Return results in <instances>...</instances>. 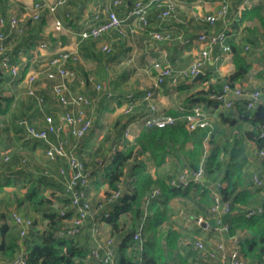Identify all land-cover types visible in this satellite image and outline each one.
<instances>
[{
    "label": "crops",
    "instance_id": "obj_1",
    "mask_svg": "<svg viewBox=\"0 0 264 264\" xmlns=\"http://www.w3.org/2000/svg\"><path fill=\"white\" fill-rule=\"evenodd\" d=\"M42 1L49 2L51 0ZM32 2L33 0H0V15L8 17L11 14H16L21 18L20 22L25 25V30L20 35L11 32L7 38V43L14 50L17 48L24 49L26 68H37L42 59L51 56L58 48L73 49L79 56L78 61L75 63L79 75L91 73L96 80L102 81L106 88L114 92L113 98L107 99L102 94L97 93L91 84L86 85L84 88L85 92L94 98L93 106L89 109L93 116L92 128L75 146V152L85 162V165L88 161H86L87 159L83 154L88 153L93 145L92 140L96 135L94 126L101 123L96 116H99L101 110L107 109L106 102L109 100H114V111H119L117 119L123 127L120 136L111 142L105 156L97 157L94 159L95 161L92 160L94 162L93 166H87L92 172L98 171L99 165L96 162L105 161L104 163H106L110 160L114 152L113 146H117V149L122 148L127 141H132L143 126V118L149 113V108L147 101L142 99V95L146 89L153 86L157 72L155 63L171 65L174 68L182 67L195 58L200 48V44L196 40L189 44H181L176 41H158L151 36L152 32L156 30H168L173 33L182 32L186 35L195 36L197 32L209 28L211 30L226 29L229 42L233 41L239 45L249 44L245 56L251 64L252 70L242 79L241 85L244 88L247 85L264 87V78L255 76V73L264 64V41H260L262 37L264 39L262 23L258 20L239 22L241 11L257 2V0H234L231 3L229 14L218 19L213 26L205 21L204 16L219 8V0H178L174 16L167 20L158 21L155 18L156 10L153 7L147 13L149 25L146 27L139 24L133 17H129L121 26L122 33L112 29L95 39L83 40L80 39L79 32L93 23L92 18L95 13L105 17L104 7L110 0H69L67 4L59 7L54 14L45 12L37 22L30 20ZM131 7L132 0H125L123 7L118 9V13L123 17ZM66 12L71 13V18L65 16ZM55 17H59L63 22V28L59 31H54L53 28ZM41 41L48 42V49L37 50V44ZM103 43L111 45L112 51L110 53L101 50ZM232 58L233 51L231 48V53L221 60H210L204 67L202 75L207 79L203 82H195L194 77L179 80L176 84L163 82L155 90L153 97L159 111L164 114H167L170 110L176 111L186 104L187 97L196 90L206 88L208 84L213 83L216 79L222 81L232 71ZM3 74L10 78V83L13 82L14 79L8 74ZM12 85L13 83L8 85L10 89ZM50 88L49 81L39 80L38 90L48 99L45 107L46 112L58 109L56 101L51 96ZM73 88L77 89V85H73ZM245 89L251 90L252 88L247 87ZM130 92L135 94L136 104L132 116L127 117L122 112V104L124 96ZM18 94L12 90L8 100L0 101V113L8 108L13 109L19 106ZM29 100L31 103L22 109L25 115L20 117L28 118V120L41 125L43 112L32 98H29ZM194 103H191V105ZM200 104L203 106L204 114L209 121L217 119L219 112L227 109L220 105H207L205 102ZM235 109L236 106L229 108L228 112L233 113L234 117L240 122V115H236ZM125 128L130 129V134L127 136L124 134ZM22 132L23 126L18 124L17 121L10 124L6 119L0 120V153L3 154L5 151L4 157L5 155L9 157L7 160L2 157L3 159L1 158L0 161V224L3 222L15 224L10 217V213L12 210H17L25 216L32 217V219L41 220V225L38 224L41 228L46 224L42 212H25L24 196L27 188L31 184L36 186L44 196L51 199L52 206L55 208L63 207V203L59 200V198L65 197L63 176L59 174V168L66 164L62 158L49 159L45 154L46 143L43 140L25 141L22 138ZM245 145L251 154L256 155L247 165V170L251 171V176L252 172H258L264 178V172L260 164L262 158L258 156L255 144L248 140ZM142 157L154 176L158 175L166 179L175 178L179 180L182 166L175 161L174 157L167 155L165 161L158 167L154 165L147 153H144ZM22 158L25 160L24 163L21 162ZM255 163L257 164L254 165ZM6 182H9V184H6ZM181 184L182 187L187 185L186 182ZM106 189V184L96 187L91 177L87 187V197L94 204L105 195ZM248 189L254 191L256 186L252 183ZM260 194L264 195V192L260 191ZM19 202L22 203L19 204ZM167 205L175 213L170 218V222L163 223V229L166 230L171 227L181 235L178 242V252L182 257V261L175 258L173 263L204 264L205 259L199 250L195 248L194 240L201 237L212 246L221 237L226 239L225 234L215 230L212 224L206 227L205 225L196 224L193 218L186 213V210L191 206L189 199L173 198ZM46 207L48 206L44 208ZM92 221L91 218H88L81 233L76 236L78 243L88 250L94 241L90 231ZM96 223L100 226L101 237L113 236L115 239L116 236L110 233V228L105 220L97 219ZM242 232L244 233V240L250 237L247 230Z\"/></svg>",
    "mask_w": 264,
    "mask_h": 264
},
{
    "label": "trees",
    "instance_id": "obj_2",
    "mask_svg": "<svg viewBox=\"0 0 264 264\" xmlns=\"http://www.w3.org/2000/svg\"><path fill=\"white\" fill-rule=\"evenodd\" d=\"M249 20L264 24V0H257L241 11L239 22ZM230 45L233 51L232 71L226 78L222 81L216 79L206 88L196 90L187 97L182 109L170 110L167 114L176 117L173 123L143 124L132 141L114 150L109 161L96 162L98 171L91 172L96 187L106 184L105 193L108 194L121 186V194L112 202L109 215L104 218L110 233L116 236V264H175V258L182 261L178 252L180 233L171 227L164 230L162 226L164 222H170L175 213L167 204L173 198L189 199L191 206L186 210L187 215L192 218L203 215L215 226L216 219L209 207L213 202L212 190L218 182L223 184L218 188L222 198L231 203V210L220 218V224L228 226L226 239L238 231L247 230L250 237L240 244L241 256L247 258L248 264H264V195L260 194V191L264 192V184L254 191L248 189L252 180L251 171L246 167L256 155L251 154L245 145L249 140L257 151L264 147V137L260 136L264 130V104L249 110L244 103L237 102L235 113L240 115V122L228 112L229 108L220 111L217 119L194 129H188L183 118L194 104L219 105L209 99L208 94L220 89L225 79L232 84H242V79L252 70L245 56L244 44L230 41ZM2 74L0 69V80ZM255 76L264 78V64ZM206 79L202 75L195 82ZM253 89L264 91L261 86ZM144 153L156 167L165 161L167 155L189 171L202 165L204 182L195 183L189 179L182 187L179 178L180 182L173 178L176 184H171V178L154 176L142 157ZM260 164L264 172V158ZM154 188L159 189V194L147 198ZM59 200L63 207L68 204L64 196ZM24 204L26 213L41 211L46 224L40 228L41 220L33 219L24 236L19 234L15 224H0V264H10L19 254L24 264H85L89 250L80 245L76 237L56 234L63 218L71 216L70 211L60 215L62 206H52L51 199L32 184L27 188ZM258 204L261 211L247 216L246 208ZM136 232H139L137 239L133 236ZM203 263L211 264L206 260Z\"/></svg>",
    "mask_w": 264,
    "mask_h": 264
},
{
    "label": "built area",
    "instance_id": "obj_3",
    "mask_svg": "<svg viewBox=\"0 0 264 264\" xmlns=\"http://www.w3.org/2000/svg\"><path fill=\"white\" fill-rule=\"evenodd\" d=\"M69 0H51L45 2L42 0H33L30 6V20L39 21L43 14H54L57 9ZM234 0H219V8L211 13L205 14L204 19L213 26L215 22L226 17ZM178 0H132V7L125 16H120L118 9L123 7L125 0H110L104 7V15L95 13L92 24L79 32V37L83 39H95L101 34L116 29L122 33L121 26L129 18L133 17L139 24L146 27L149 25L147 13L151 8H155V18L158 21H164L174 16ZM65 16L71 18V13L66 12ZM21 18L16 14L8 17L0 15V69L3 73L8 74L12 79L19 80L24 94L32 98L38 108L43 112V122L41 125L28 120L27 118L17 119V123L23 126L22 138L25 141L43 140L46 143L45 154L49 159L62 158L65 164L59 168V174L63 176V191L68 199V204L59 210L60 215L64 216L68 211L70 217L63 218V223L56 230V234L61 237H76L81 233L85 222L91 218L92 226L90 231L94 237L92 246L89 249L88 259L85 264H116V250L114 247V238L112 236L101 237V230L96 220H104L108 217L109 209L112 202L121 194V186L114 189L108 194L91 203L87 197V187L91 180V170L87 168L85 162L75 152L77 142L83 138L92 128L93 116L89 109L93 106L94 98L85 92V86L91 84L97 93L102 94L105 98L111 99L114 92L105 87L102 81H98L91 73L79 75L75 68L78 61V54L73 49L58 48L51 56L42 59L37 68H28L22 74L25 65V55L23 48L12 49L7 43V38L12 32L21 34L25 30ZM54 31L63 28V22L59 17L53 20ZM151 36L158 41H176L181 44H189L196 40L200 48L195 58L187 65L174 68L171 65H161L155 63L157 72L154 77L153 86L144 91L142 99L148 103L149 113L143 118V124L156 123L164 125L173 123L176 117L164 114L159 111L156 103L153 101L155 90L163 82L176 84L179 80L190 79L198 73H204L206 64L212 61L221 60L227 54L231 53V45L228 41L226 29L201 30L192 35H186L182 32L173 33L168 30H156ZM49 44L41 41L37 44V50L48 49ZM249 49V44H244V51ZM101 50L105 53L112 51L111 45L103 43ZM44 79L50 82L51 96L56 101L58 109L56 111L46 112L45 107L48 99L39 92L38 82ZM77 85V89L73 85ZM209 99L219 103L220 106L233 108L237 102L244 103L245 107L253 110L259 104H264V91L260 89L248 90L241 84L232 82L228 79L223 81L220 89L213 90L208 94ZM136 97L133 92L124 96L122 112L130 117L134 113ZM182 109V107L180 108ZM186 127L194 129L197 126H205L209 123L208 117L204 114L203 106L200 103L194 104L184 115ZM124 134H130V129L125 128ZM264 137V130L260 133ZM117 146H113L116 150ZM258 156L264 158V147L258 149ZM9 157L5 155L4 159ZM24 163V158L21 159ZM205 171L202 165L196 170L189 171L182 168L179 179L182 182L192 180L195 183L204 182ZM252 183L256 188H261L264 184V178L258 172H252ZM171 184H176L172 179ZM223 184L218 182L212 190L213 202L209 211L216 219L215 230L222 234L228 232L227 225L220 224V218L223 214L231 210L229 200L222 198L218 188ZM159 194V189L154 188L147 198ZM261 205H252L246 208V215L250 216L260 212ZM12 221L16 224L19 234L24 236L33 219L25 216L17 210L10 213ZM196 224L209 226L210 222L203 215L193 218ZM243 231V230H242ZM238 231L229 235L227 239L221 237L214 245H209L201 237L194 240L195 248L199 250L203 258L211 264H248L247 258L241 256L240 244L244 241V233ZM134 238H139V232H136ZM10 264H24L21 254L17 255Z\"/></svg>",
    "mask_w": 264,
    "mask_h": 264
},
{
    "label": "rangeland",
    "instance_id": "obj_4",
    "mask_svg": "<svg viewBox=\"0 0 264 264\" xmlns=\"http://www.w3.org/2000/svg\"><path fill=\"white\" fill-rule=\"evenodd\" d=\"M262 26H263L262 32L264 33V24H262ZM250 31H251V29H250ZM262 38L260 39V41L263 42L264 39H262ZM1 77H3V78L0 80V101L8 100V98L10 97L9 94L12 90L14 93L15 92L19 93L18 94L19 95V97H18L19 106H16L13 109L8 108L4 112L0 113V120L6 119L7 122L11 124L13 122H16L17 121L16 119L21 118L20 117L21 115H25L24 112H22V109L27 104L31 103V101L29 100L30 97L26 96L23 93V87H22L21 83L19 82V80H13V82L10 83L9 82L10 78L7 75L2 74ZM12 83H13V85L10 89V87L8 85L12 84ZM247 87L253 88V87H260V86L247 85L245 88H247ZM91 97H93V96L91 95ZM95 99H96V97H95ZM95 102H97V100H95ZM103 102H105V101H103ZM113 102H114L113 99L111 101L109 100L108 102H106L107 109L104 111L101 110L99 112V116H96V118L99 119V122H101V123L98 124L97 123L98 121L96 122L97 125L94 126L96 135H94V139L92 140L93 145L88 150V153L83 154L87 159L86 161H88L87 162L88 166H93L94 162L92 160L96 159L97 157L105 156L106 152L109 150V148L111 146V142L114 141L115 139H117L120 136L121 132L123 131V127L121 126L120 121L117 119L119 111H116V112L114 111L115 106H114ZM33 117H34V115H33ZM100 136H102V137H100ZM97 138H99V139H97ZM4 153H5V151L3 152V154L0 153V161H1V158L4 157ZM256 164L257 163H255L254 165H256ZM0 166H1V163H0ZM252 168H255V167H252ZM7 211H9V209H7Z\"/></svg>",
    "mask_w": 264,
    "mask_h": 264
},
{
    "label": "water",
    "instance_id": "obj_5",
    "mask_svg": "<svg viewBox=\"0 0 264 264\" xmlns=\"http://www.w3.org/2000/svg\"><path fill=\"white\" fill-rule=\"evenodd\" d=\"M202 74H203V73H201V72H200V73H198L196 76H194V79H198L199 77H201V76H202Z\"/></svg>",
    "mask_w": 264,
    "mask_h": 264
}]
</instances>
